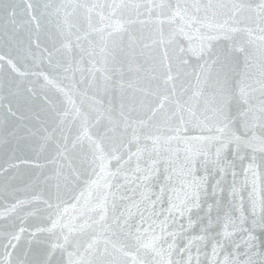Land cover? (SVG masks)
Returning a JSON list of instances; mask_svg holds the SVG:
<instances>
[{"label": "water", "instance_id": "95a60500", "mask_svg": "<svg viewBox=\"0 0 264 264\" xmlns=\"http://www.w3.org/2000/svg\"><path fill=\"white\" fill-rule=\"evenodd\" d=\"M0 264H264V0H0Z\"/></svg>", "mask_w": 264, "mask_h": 264}]
</instances>
